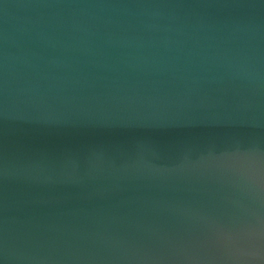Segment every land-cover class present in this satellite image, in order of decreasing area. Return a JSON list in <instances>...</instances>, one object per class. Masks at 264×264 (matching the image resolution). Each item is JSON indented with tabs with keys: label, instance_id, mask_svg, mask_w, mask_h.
<instances>
[{
	"label": "water",
	"instance_id": "1",
	"mask_svg": "<svg viewBox=\"0 0 264 264\" xmlns=\"http://www.w3.org/2000/svg\"><path fill=\"white\" fill-rule=\"evenodd\" d=\"M0 264H264V0H0Z\"/></svg>",
	"mask_w": 264,
	"mask_h": 264
}]
</instances>
